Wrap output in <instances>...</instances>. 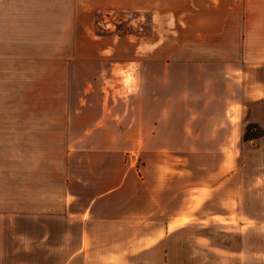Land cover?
<instances>
[{"label": "crops", "instance_id": "0c3cea01", "mask_svg": "<svg viewBox=\"0 0 264 264\" xmlns=\"http://www.w3.org/2000/svg\"><path fill=\"white\" fill-rule=\"evenodd\" d=\"M89 1L0 0L6 91L23 92L30 107L64 103L66 117L32 121L57 138L68 128L66 138L87 140L66 151L54 209L17 214L42 220L23 231L38 241L0 264H264L248 243L198 238L203 222L239 217L238 115L244 100L261 97L249 69L264 67V0H212L196 7L211 18L184 22L190 50L164 55L157 43L124 56L119 39L93 30ZM223 203L226 211L215 205Z\"/></svg>", "mask_w": 264, "mask_h": 264}, {"label": "rangeland", "instance_id": "374dc122", "mask_svg": "<svg viewBox=\"0 0 264 264\" xmlns=\"http://www.w3.org/2000/svg\"><path fill=\"white\" fill-rule=\"evenodd\" d=\"M209 2L212 0H90L89 6H94L95 33L111 34L119 39L115 46L116 54L129 55L138 45L147 47L160 43V51L167 55L169 51L182 50L183 47L190 50L192 44L187 42L191 37L188 35L184 40L183 36L184 22L198 25L200 18L204 21L211 18L214 14L212 10L202 7L204 10L200 12L196 9ZM213 29H207L210 38L214 37ZM103 44H106L105 40L100 43ZM207 45L214 46V43L208 42ZM250 71L254 73L249 76L254 79V96L261 97L244 100L247 106L241 105L238 115L242 133L237 160L239 217H222V226L217 223V227L210 221L203 222L205 233L201 232L198 238L203 243H239L240 247H247L248 243L249 248H254L256 260H261L264 258V67L256 66ZM239 82L240 88L242 82L246 84L241 74ZM8 84L7 77L0 78V259L13 260L22 257L18 255L19 247L38 241L34 239L39 236L30 239L23 235V231L43 226L41 219H21L17 218V214L54 209L58 198L56 192L58 194L64 185L66 151L70 145H86L87 140L66 138L69 134L66 122L63 124L67 128L63 130L65 136L57 138L49 132L52 128L50 124L32 121V118L45 117V114L49 116L54 111L66 117L64 103L61 108L30 107L31 101L24 99L23 92L6 91ZM39 94L43 96L47 92L38 91L36 95ZM14 102L16 105H12ZM38 125L46 131L41 132ZM210 205L214 207L213 203ZM215 205L223 207L224 211L230 207L227 203ZM46 223L53 225L49 221ZM75 227L79 224L76 223ZM236 227L240 233L251 227L253 233L249 237L237 235L236 230L232 231ZM66 239L65 242L69 241L68 236ZM51 241L54 242L53 235L47 240ZM50 253V256L54 255L53 250ZM13 261L16 263V260Z\"/></svg>", "mask_w": 264, "mask_h": 264}, {"label": "bare ground", "instance_id": "6f19581e", "mask_svg": "<svg viewBox=\"0 0 264 264\" xmlns=\"http://www.w3.org/2000/svg\"><path fill=\"white\" fill-rule=\"evenodd\" d=\"M121 66H122V65H121ZM126 67H128V66H126ZM128 68H129V67H128ZM126 69H127V68H126ZM121 70H122V69H121ZM121 70H120V71H121ZM128 71H129V70H128ZM124 75H125V78H127V75H128V74H127V71H126V70H125ZM133 75H134V74H133ZM133 75H131V76L133 77ZM121 78H122V77H121ZM134 80H135V79H134ZM135 81H136V80H135ZM135 81H134V82H135ZM132 82H133V81H131V83H132ZM131 83H130V84H131ZM126 85H128V84H126Z\"/></svg>", "mask_w": 264, "mask_h": 264}]
</instances>
